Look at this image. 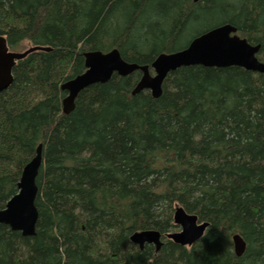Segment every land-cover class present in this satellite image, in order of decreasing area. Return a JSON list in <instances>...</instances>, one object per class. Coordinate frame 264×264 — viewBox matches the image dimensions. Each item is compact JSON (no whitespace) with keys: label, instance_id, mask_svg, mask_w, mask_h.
Instances as JSON below:
<instances>
[{"label":"trees","instance_id":"trees-1","mask_svg":"<svg viewBox=\"0 0 264 264\" xmlns=\"http://www.w3.org/2000/svg\"><path fill=\"white\" fill-rule=\"evenodd\" d=\"M223 25L264 62V0H0L10 49H51L19 61L0 94V211L43 149L36 235L0 224V264H264L263 75L181 68L154 99L132 95L142 72L115 74L63 113L61 86L86 71L84 53L151 66ZM178 206L210 224L190 249L164 237L179 230ZM148 230L159 252L131 242Z\"/></svg>","mask_w":264,"mask_h":264},{"label":"water","instance_id":"water-1","mask_svg":"<svg viewBox=\"0 0 264 264\" xmlns=\"http://www.w3.org/2000/svg\"><path fill=\"white\" fill-rule=\"evenodd\" d=\"M236 32L231 25L215 28L193 40L183 51L160 55L153 64L155 76L151 75L148 67H139L124 61L117 49L107 54L98 51L87 53L85 55L87 71L62 85V90L68 92V97L64 101V114L69 115L75 110V101L82 91L95 84H106L115 73L126 77L138 70L142 71L143 77L134 89L133 95L150 90L155 99L162 96V87L167 76L183 67L203 66L221 69L240 67L250 72L264 74V63L257 58L260 46H252L247 40L233 35ZM39 50L51 49L34 47L24 53L11 52L7 39L0 36V94L12 85L14 79L12 73L17 62L31 52ZM41 150L40 146L37 152ZM40 160L41 156H37L25 170L19 184V194L14 196L6 211L0 212V223L10 225L14 231H21L24 236L33 237L36 234L39 215L35 207L38 194L36 175ZM176 215L182 217L184 212L178 209ZM180 225L182 231L172 238L176 244L192 246L205 234L204 228L197 227L192 219H183ZM147 235L148 243L155 244L160 250L161 235L153 233ZM233 241L235 253L241 257L246 251V243L239 235H235Z\"/></svg>","mask_w":264,"mask_h":264},{"label":"bare ground","instance_id":"bare-ground-1","mask_svg":"<svg viewBox=\"0 0 264 264\" xmlns=\"http://www.w3.org/2000/svg\"><path fill=\"white\" fill-rule=\"evenodd\" d=\"M201 1V0H200ZM194 2H196L195 0H194ZM199 2V1H198ZM197 3V2H196ZM223 26H226V25H223ZM219 27H222V26H219ZM219 27H216V28H219ZM235 28V27H234ZM215 29V28H214ZM236 29V28H235ZM213 30V29H212ZM237 30V29H236ZM209 31H211V30H209ZM208 32V31H207ZM206 33V32H205ZM0 36H3V35H0ZM3 37H5V36H3ZM6 38V37H5ZM246 40V39H245ZM257 46H260V45H257ZM33 48V47H32ZM40 48H43V47H40ZM46 49V48H45ZM260 49H261V46H260ZM51 51V50H50ZM50 51H45V50H39V51H34V52H31L30 54H32V53H35V52H50ZM260 51V50H259ZM87 53H91V52H87ZM87 53H84V57H85V55L87 54ZM30 54H28L27 55V57L30 55ZM27 57H25V58H27ZM24 58V59H25ZM24 59H22V60H24ZM22 60H20V61H22ZM157 60V59H156ZM155 60V61H156ZM155 61L153 62V64L155 63ZM19 62V61H18ZM132 64H134V63H132ZM153 64L151 65V66H140V65H138V64H136V65H138L139 67H148L149 68V71H152V70H154V67H153ZM85 66H86V59H85ZM191 67V66H190ZM86 71H87V69H86ZM85 71V72H86ZM138 71H140V70H138ZM84 72V73H85ZM137 72V71H136ZM140 72H142V71H140ZM83 73V74H84ZM135 73V72H134ZM143 73V72H142ZM116 74V73H115ZM115 74H113V76L115 75ZM118 75V74H117ZM112 76V77H113ZM118 76H120V75H118ZM122 77V76H121ZM127 77V76H126ZM14 78V77H13ZM14 80V79H13ZM111 80V79H110ZM109 82V81H108ZM13 83V82H12ZM134 92V91H133ZM133 92H132V95H133ZM153 96V95H152ZM63 105H64V103H63ZM63 111H64V109H63ZM42 147V146H41ZM43 149L38 153V152H36V155H35V157L27 164V166L24 168V171H23V173L25 172V170L32 164V162H33V160L37 157V156H41V160H40V164H39V168H38V170H37V175H36V187H37V193H39V188H38V186H37V178H38V176H39V172H40V169H41V166H42V163H43ZM23 173H22V177H23ZM22 177H21V180H22ZM21 180H20V182H21ZM37 197H38V194H37ZM14 199V197H12L10 200H9V202L7 203V205H6V207L3 209V210H1L0 212H3V211H6L7 210V207H8V204L12 201ZM36 200H37V198H36ZM35 207H36V201H35ZM36 209H37V207H36ZM182 210L183 212H184V216H177L176 215V212H177V210ZM37 211H38V209H37ZM38 219H39V215H38ZM183 219H192V220H194L195 221V224H196V226L197 227H201V228H204V230H205V232L207 231V229L209 228V226H210V224L208 223V222H200L199 221V219H198V217L196 216V215H191V214H188L186 211H185V209L183 208V207H181V206H178V207H176L175 208V212H174V217H173V220H174V224L176 225V226H178L179 227V231L178 232H174V233H169V234H166L164 237L165 238H167L168 240H171L173 243H175L174 242V240L172 239L173 237H175L177 234H179L181 231H182V227H181V225H180V221L181 220H183ZM37 223H38V221H37ZM0 224H3V223H0ZM4 225H7V224H4ZM7 226H9L10 228H11V230L12 231H14L13 229H12V227L10 226V225H7ZM36 229H37V225H36ZM15 232H21V231H15ZM149 233H153V234H159V235H161V243H162V246H163V241H162V238H163V236H162V234L160 233V232H158V231H154V230H148V231H138V232H135L132 236H131V238H130V240H131V242L132 243H134L135 245H138L139 247H140V249L141 250H144V248H145V246L146 245H152V246H154L155 247V250H156V252H159L160 250H158L157 249V247H156V245L155 244H153V243H148V240H147V237H148V235L147 234H149ZM21 234H22V236H24L23 235V233L21 232ZM36 235V234H35ZM235 235H239L240 237H242L240 234H235ZM24 237H31V236H24ZM34 237V236H33ZM243 238V237H242ZM244 240V239H243ZM232 241H233V237H232ZM176 244V243H175ZM233 244H234V249H235V243H234V241H233ZM177 245H179V244H177ZM180 246H182V245H180ZM141 247H144V248H141ZM182 247H186V246H182Z\"/></svg>","mask_w":264,"mask_h":264},{"label":"rangeland","instance_id":"rangeland-1","mask_svg":"<svg viewBox=\"0 0 264 264\" xmlns=\"http://www.w3.org/2000/svg\"><path fill=\"white\" fill-rule=\"evenodd\" d=\"M25 49H27V46H25V47H22V48H20L19 50H17V51H19V52H21V51H24ZM179 231V230H178ZM177 231V232H178Z\"/></svg>","mask_w":264,"mask_h":264}]
</instances>
